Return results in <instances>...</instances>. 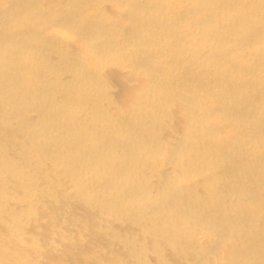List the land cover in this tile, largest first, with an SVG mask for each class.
Instances as JSON below:
<instances>
[{
  "label": "bare ground",
  "instance_id": "6f19581e",
  "mask_svg": "<svg viewBox=\"0 0 264 264\" xmlns=\"http://www.w3.org/2000/svg\"><path fill=\"white\" fill-rule=\"evenodd\" d=\"M0 264H264V0H0Z\"/></svg>",
  "mask_w": 264,
  "mask_h": 264
}]
</instances>
